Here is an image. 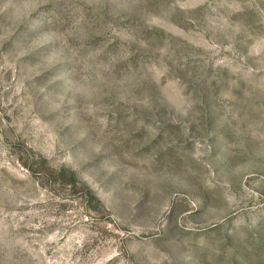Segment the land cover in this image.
<instances>
[{
	"label": "rangeland",
	"instance_id": "obj_1",
	"mask_svg": "<svg viewBox=\"0 0 264 264\" xmlns=\"http://www.w3.org/2000/svg\"><path fill=\"white\" fill-rule=\"evenodd\" d=\"M0 264H264V0H0Z\"/></svg>",
	"mask_w": 264,
	"mask_h": 264
}]
</instances>
